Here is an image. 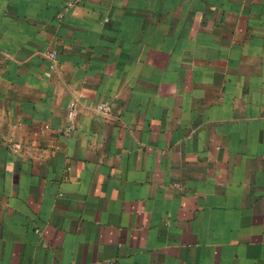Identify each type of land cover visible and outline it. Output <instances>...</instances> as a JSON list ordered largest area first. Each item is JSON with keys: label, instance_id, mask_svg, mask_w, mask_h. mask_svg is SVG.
Segmentation results:
<instances>
[{"label": "crops", "instance_id": "0c3cea01", "mask_svg": "<svg viewBox=\"0 0 264 264\" xmlns=\"http://www.w3.org/2000/svg\"><path fill=\"white\" fill-rule=\"evenodd\" d=\"M65 2L0 0V264H264V0Z\"/></svg>", "mask_w": 264, "mask_h": 264}, {"label": "built area", "instance_id": "2783aa9c", "mask_svg": "<svg viewBox=\"0 0 264 264\" xmlns=\"http://www.w3.org/2000/svg\"><path fill=\"white\" fill-rule=\"evenodd\" d=\"M76 0H66L65 2V8L68 9V7H70ZM59 15H62V13H60ZM54 53H50V56L53 57ZM74 105L75 102L72 101L69 103V109L73 110L74 109ZM96 110L98 112H100L103 115H108L109 111H110V105L108 102L106 101H102L96 104L95 106ZM75 123L73 121H70V123L68 125H66L65 127H63V131L66 133H70L71 131H73L75 129Z\"/></svg>", "mask_w": 264, "mask_h": 264}]
</instances>
